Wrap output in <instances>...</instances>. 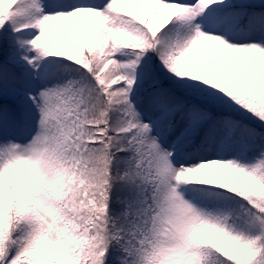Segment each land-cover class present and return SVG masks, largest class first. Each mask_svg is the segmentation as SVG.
Masks as SVG:
<instances>
[{
  "label": "snow or ice",
  "instance_id": "snow-or-ice-1",
  "mask_svg": "<svg viewBox=\"0 0 264 264\" xmlns=\"http://www.w3.org/2000/svg\"><path fill=\"white\" fill-rule=\"evenodd\" d=\"M0 264H264V0H0Z\"/></svg>",
  "mask_w": 264,
  "mask_h": 264
}]
</instances>
